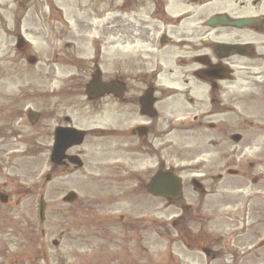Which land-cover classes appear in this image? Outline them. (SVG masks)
Here are the masks:
<instances>
[{
    "label": "rangeland",
    "instance_id": "374dc122",
    "mask_svg": "<svg viewBox=\"0 0 264 264\" xmlns=\"http://www.w3.org/2000/svg\"><path fill=\"white\" fill-rule=\"evenodd\" d=\"M242 1L243 15L253 10L256 17L254 0ZM176 2V13H171L186 9L180 0ZM218 2L192 8L191 20L148 23L146 31L132 32L143 42L154 39L157 48L160 44L155 39L163 34L203 35L199 21L225 10ZM102 3L0 0V193L8 197L6 204L0 203V264H110L111 259L123 264H264V245L259 247L264 241V25L259 30L232 31L236 33L233 40L252 44L255 60H237L239 70L223 88L225 92L241 90L236 99L224 94L227 107L222 115L193 121L196 112L178 109L155 120L145 137H116L103 135L109 125L105 114L93 112L78 79L70 80L81 76L87 64L78 72L71 52L66 53L65 65L56 57L64 45L67 50L76 49L77 57L96 58L100 49L98 60L101 66L107 64L105 54L118 39L111 34L120 32L123 25L122 19H113L116 12L104 14L107 7ZM259 10L264 12L263 7ZM208 31L229 33L223 28ZM18 38L25 43L21 51L15 46ZM132 38L127 41L128 52L135 47ZM179 55L176 50L168 56L176 68L171 75L176 81L188 70L178 67ZM30 56L36 58L32 66L27 64ZM134 59L135 55L128 56L129 67L136 65ZM111 60L118 61L114 54ZM120 64L125 69L123 60ZM154 67L162 70L156 61ZM204 107L209 108V103L198 109ZM28 110L37 112L40 124H29ZM176 113H189L184 116L190 122L175 127L174 118L182 115ZM65 118L87 133L82 144L73 145L66 154L77 156L80 168H53L49 161L51 136L57 125H67ZM210 124L216 129L222 126L224 134L217 135ZM17 133L35 142V155L26 156L27 143L20 147ZM233 134L241 135L240 142L230 140ZM159 169H172L182 179L178 202L147 194L145 186ZM228 170L237 171L238 176H229ZM193 177L202 182L203 193L192 188ZM254 178L257 182L252 184ZM70 192L76 194L75 201L64 203ZM40 196L45 203L41 224ZM182 206L194 210L184 213ZM182 216L185 220L178 223ZM254 247L257 250L251 254ZM206 249L209 257L203 252ZM94 253L113 257L90 260Z\"/></svg>",
    "mask_w": 264,
    "mask_h": 264
},
{
    "label": "flooded vegetation",
    "instance_id": "af4514ba",
    "mask_svg": "<svg viewBox=\"0 0 264 264\" xmlns=\"http://www.w3.org/2000/svg\"><path fill=\"white\" fill-rule=\"evenodd\" d=\"M214 1L180 0L179 4L184 5L186 9L174 14L176 13L174 11L176 0H103L102 4L107 7L104 14L111 15L112 11L116 12L113 19H122L120 24L123 25L120 32L111 34L118 37V39L117 42L111 44V50L105 54L107 64L101 66L98 60L100 49L96 58L92 55L91 58H84L82 61L81 56L77 57L74 54L76 49L67 50V47L66 49L63 46L61 47L56 56L59 63L63 62V65H65L66 53L71 52L74 55V59H71L72 63L78 72L81 64H87L84 65V72L81 76L71 78L74 81L78 79V88L84 87V94L85 88L92 78L96 77V79H100L107 85V91L104 95L95 99L86 98V102L93 112L98 116L105 114L109 125L102 131L103 134L106 133L109 136L116 137L127 134L131 137L137 134L147 136L155 125L154 121L161 115L173 113L178 109L191 108L192 111L196 112L195 117H198V120H203L202 116H220L223 114V107H227L225 97L229 95L235 99L239 97L240 88H237L236 93L228 90L225 92L223 84L233 82L230 78L233 77L236 70H239L238 65H240L237 60L250 62L255 60L254 48L250 43L233 40L232 36L236 34L232 32L233 30H228L229 33L223 36L229 38L223 39L222 34L208 31L205 23L209 18L216 15H226L228 20L253 16V10L249 14L243 15L244 11L242 9L245 5L242 0H219L218 4H221L220 7L225 8V10L217 11L209 16L205 15L199 21L205 29L203 35H192L187 32H172L170 36L163 34L155 39L160 44L157 48L154 47V39L147 38L148 40L143 42L135 33L146 31L148 23L153 26V23H163L164 25L176 22L178 24L191 20L189 11L192 8L204 9ZM256 6H258V9L254 10H259L260 7L264 8V0H254L253 7ZM133 8H135V11ZM140 10H143V12L139 13ZM170 10L174 13H171ZM108 23L105 28L109 26ZM133 23H136L137 26H133ZM150 34L148 33L147 36ZM131 37H134L131 41L135 42V47L133 52H128L127 41ZM167 45L168 48L165 49ZM244 45L247 47H239L238 49L231 47ZM23 48H25V44ZM176 50L180 52L177 59L178 67L185 71L188 69L179 81L171 78L176 68L172 66V62L168 57L172 51L176 54ZM239 52L249 53V57H242ZM113 54L115 59H118L117 63H112ZM134 55L136 65L129 67L131 64L128 65V56L129 59H132ZM153 56H156L155 59H153ZM135 59L133 60L134 63ZM120 60L126 63L125 69H123V64L118 65ZM55 61L57 60L54 59ZM155 61L162 70L155 67L151 68ZM86 69L88 70L86 71ZM222 72L227 73L228 80L221 81L217 79L223 76ZM166 78H168L167 81ZM225 93L227 96L224 95ZM205 103H209V108L198 109L199 106ZM176 114L182 115L174 119L185 118L184 115L189 113ZM199 114L201 115L198 116ZM41 121L42 119L37 116L31 126L34 127L40 124ZM65 122L69 124L70 120L66 119ZM132 122H137V125L132 126ZM209 128L213 132L216 129L214 125H210ZM222 129L220 126L215 131L222 132ZM42 130H46V128H42ZM45 137L47 139V132ZM43 146L46 147V143Z\"/></svg>",
    "mask_w": 264,
    "mask_h": 264
},
{
    "label": "water",
    "instance_id": "95a60500",
    "mask_svg": "<svg viewBox=\"0 0 264 264\" xmlns=\"http://www.w3.org/2000/svg\"><path fill=\"white\" fill-rule=\"evenodd\" d=\"M224 17H218L212 19L208 25L213 26L219 19ZM222 25H229L235 27H243L250 24L249 20H243L233 23H221ZM103 88H101V91ZM82 140L81 135L74 130H58L55 134V145L53 150V161L57 164L61 163L64 159V152L68 146L80 143ZM71 163H75V159L69 158ZM148 192L153 196H164L172 199H177L180 195V183L171 173L158 174L153 178L151 184L148 187ZM73 195H69L66 201H72ZM2 202H5V198L0 197ZM42 208V206H41Z\"/></svg>",
    "mask_w": 264,
    "mask_h": 264
}]
</instances>
